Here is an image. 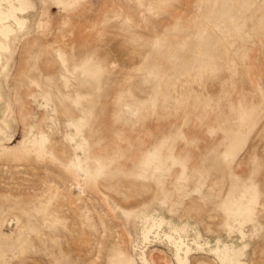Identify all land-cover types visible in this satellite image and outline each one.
Listing matches in <instances>:
<instances>
[{
    "label": "rangeland",
    "instance_id": "1",
    "mask_svg": "<svg viewBox=\"0 0 264 264\" xmlns=\"http://www.w3.org/2000/svg\"><path fill=\"white\" fill-rule=\"evenodd\" d=\"M32 2L0 64V264H177L175 228L190 264H264V0Z\"/></svg>",
    "mask_w": 264,
    "mask_h": 264
},
{
    "label": "bare ground",
    "instance_id": "2",
    "mask_svg": "<svg viewBox=\"0 0 264 264\" xmlns=\"http://www.w3.org/2000/svg\"><path fill=\"white\" fill-rule=\"evenodd\" d=\"M35 6L32 0H0V64L3 56L10 50L9 42L15 33V27L23 28L27 21L26 15L34 10ZM1 99V96H0ZM164 220L151 221V227L145 228L143 239L145 243H151V237L157 232L163 233ZM160 232L155 238H158ZM163 236L175 250V261L177 264H190L193 249L183 239L181 232L174 229V233Z\"/></svg>",
    "mask_w": 264,
    "mask_h": 264
}]
</instances>
